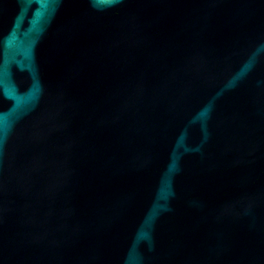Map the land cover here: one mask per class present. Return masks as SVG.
Segmentation results:
<instances>
[{"label": "water", "instance_id": "water-1", "mask_svg": "<svg viewBox=\"0 0 264 264\" xmlns=\"http://www.w3.org/2000/svg\"><path fill=\"white\" fill-rule=\"evenodd\" d=\"M0 264H264V0H0Z\"/></svg>", "mask_w": 264, "mask_h": 264}]
</instances>
